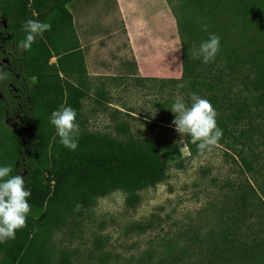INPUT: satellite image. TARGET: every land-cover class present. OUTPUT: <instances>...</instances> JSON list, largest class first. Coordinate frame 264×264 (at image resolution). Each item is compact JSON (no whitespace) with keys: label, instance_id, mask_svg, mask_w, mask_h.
Returning <instances> with one entry per match:
<instances>
[{"label":"rangeland","instance_id":"obj_1","mask_svg":"<svg viewBox=\"0 0 264 264\" xmlns=\"http://www.w3.org/2000/svg\"><path fill=\"white\" fill-rule=\"evenodd\" d=\"M150 1L158 5L143 13L146 17L137 29V47L146 49L145 57L161 58L166 78L111 77L115 83L110 87L103 84L105 81L89 85L87 73H72L67 79L87 92L81 101L79 132L125 141L127 136L115 130L118 123H125L128 135L138 141L161 139L167 177L156 187L141 191L134 208L126 207L124 192L114 191L96 198L82 216L70 218L49 232V264H60L62 255L70 264H264V100L258 101V94L247 86L248 80L264 76V58L251 59L260 44L240 41L239 24L231 17L204 15L201 7L194 6V12L187 10L183 16V0ZM127 9L131 17L142 13L131 4ZM94 24L96 29L86 31L90 39L92 33L104 36L111 29H104L100 22ZM186 24L197 36L208 32L220 37L223 30L228 31L221 41L223 53L208 63L196 58L201 43L188 41L187 32L181 29ZM123 33L126 29L118 34ZM144 34H150L155 42L141 40L146 39ZM75 38L78 47L86 45L76 33ZM148 47L151 54H147ZM184 53L198 61L195 73L184 71ZM105 55L99 53L102 61ZM49 63L55 64L56 58ZM180 84L183 87H178ZM101 87L109 89L104 103L98 100ZM191 93L211 102L217 125L235 107L246 109L237 126L224 121L229 127L223 130L218 146L194 155L185 144L186 133L176 131L171 111L178 95L190 105ZM5 123L13 128L8 120ZM242 159L250 164L248 169ZM245 193L249 205L244 211L240 196Z\"/></svg>","mask_w":264,"mask_h":264},{"label":"trees","instance_id":"obj_2","mask_svg":"<svg viewBox=\"0 0 264 264\" xmlns=\"http://www.w3.org/2000/svg\"><path fill=\"white\" fill-rule=\"evenodd\" d=\"M68 1H56L49 12L50 0H0V68L7 73L0 80V166H11L13 174L23 175L32 193L26 227L17 230L15 239L0 242V264H49V232L59 229L70 218L82 216L96 198L114 191L124 192L126 207L134 208L140 202L141 191L156 187L167 177L162 140L138 141L128 135L125 123L115 127L118 134L127 136L125 141L79 132L74 151L60 143L50 123L52 111L62 104L71 106L77 112L78 122L81 101L87 96L85 87L67 79L72 73L86 74L71 15L65 8ZM183 2V16L187 10L194 12V6L201 7L204 15L233 18V23L239 24L240 41L260 44L251 59L264 58V0ZM34 11L37 16H33ZM28 19L50 23L51 29L42 38L37 36L30 50H23L18 45L26 37L24 23ZM181 29L187 32L191 44L201 43L209 35L207 32L197 36L188 24L181 25ZM226 32L223 30L220 35L217 55L223 53L221 41ZM53 57L56 63L50 64ZM182 60L186 73L196 72L199 63L194 57L184 53ZM248 85L262 102L264 76L257 81L248 80ZM245 111L235 107L218 127L228 130L226 120L230 126H237ZM6 120L13 128L6 125ZM185 144L191 155L200 152L188 134ZM241 161L247 169L250 167L245 159ZM248 197L247 193L240 196L241 210L247 209ZM77 204L81 205L79 211L75 210ZM60 259V264H70L66 256Z\"/></svg>","mask_w":264,"mask_h":264},{"label":"clouds","instance_id":"obj_3","mask_svg":"<svg viewBox=\"0 0 264 264\" xmlns=\"http://www.w3.org/2000/svg\"><path fill=\"white\" fill-rule=\"evenodd\" d=\"M33 12V16H37ZM51 29L50 23L41 22L38 19H28L24 23L26 37L19 42L18 47L30 50L37 36L43 37L46 31ZM207 26H205V31ZM220 50V37L215 33H209L208 38L201 42L196 58H203L205 63L213 60ZM7 73L0 68V80L5 79ZM178 87H183L182 84ZM191 104H187L182 96H177L172 104L171 111L175 114L172 123L180 134L191 136L192 143L197 145L203 153L212 151L218 146L223 136V131L217 125V112L211 102L190 94ZM77 112L71 106L61 105L59 109L52 111L50 123L55 127L60 138V143L65 147L75 150L78 147L79 124L76 122ZM31 189L26 187L25 177L21 174H13L11 166H0V242L15 239L17 230L26 227L27 216L31 211L29 198ZM81 205L77 204L79 211Z\"/></svg>","mask_w":264,"mask_h":264},{"label":"crops","instance_id":"obj_4","mask_svg":"<svg viewBox=\"0 0 264 264\" xmlns=\"http://www.w3.org/2000/svg\"><path fill=\"white\" fill-rule=\"evenodd\" d=\"M56 1L58 0H50L49 12H52V4ZM128 4L137 7L142 12L137 16L138 18L126 14ZM154 4L158 5L157 2H151L150 0H69L66 3L65 8L71 15L72 26L77 38L86 43V45H82L81 43L79 48L83 50L86 47V50H83V52L85 53V69L87 73L85 77L89 85L105 81L103 84L110 87L112 83H115V79H109L111 77L120 79H124L127 76L139 78L148 77V75L167 77L165 68L162 69L163 67H161V58L154 60L153 58L150 59L149 56L145 57L146 49L141 50V48L137 47L140 37L137 29L140 28V23L143 24L142 21L146 17L143 13ZM103 6L106 8L104 9ZM102 9H104L103 12ZM93 21L100 22V26H104V29H111H108V32L104 36H96V34L92 33L93 35H90V39L86 31L97 26V24L92 25ZM112 29L115 31L114 33L111 32ZM122 29H126V33L118 34ZM143 37L146 39L142 37L140 39L145 40V42H155V39L150 34H144ZM119 39L121 40L119 41ZM162 41L165 43L164 38ZM157 42L158 44L161 43L159 39H157ZM118 43L119 45L122 44V46L118 47ZM169 46L170 44H168V48L170 49ZM163 48H165V45ZM100 52L106 53L104 61L100 59ZM148 53L151 54L149 47L147 48ZM92 55L94 56L91 57ZM104 65H106V68ZM163 65L165 67V59H163ZM146 69H148L149 73L145 71ZM101 77L107 80H98ZM108 83L109 85H107ZM90 87L94 90L93 86ZM106 91H109V89H100L98 100L102 103L106 102Z\"/></svg>","mask_w":264,"mask_h":264}]
</instances>
